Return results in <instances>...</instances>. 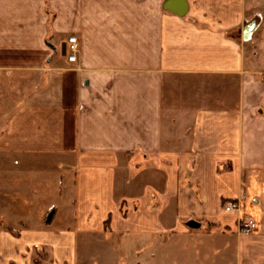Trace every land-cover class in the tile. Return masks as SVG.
Returning a JSON list of instances; mask_svg holds the SVG:
<instances>
[{
    "label": "crops",
    "instance_id": "crops-1",
    "mask_svg": "<svg viewBox=\"0 0 264 264\" xmlns=\"http://www.w3.org/2000/svg\"><path fill=\"white\" fill-rule=\"evenodd\" d=\"M248 4L0 0V259L72 246L64 233L133 199L120 183L130 193L136 176L159 185L193 166L209 209L241 200L235 221L257 223L249 237L233 225L236 264H264V69L244 39Z\"/></svg>",
    "mask_w": 264,
    "mask_h": 264
},
{
    "label": "rangeland",
    "instance_id": "rangeland-1",
    "mask_svg": "<svg viewBox=\"0 0 264 264\" xmlns=\"http://www.w3.org/2000/svg\"><path fill=\"white\" fill-rule=\"evenodd\" d=\"M248 2V12L256 15L250 21L254 25L249 39L250 55L259 54L257 58L262 59L264 69V0ZM253 41L259 47L253 46L257 44ZM226 170L221 168L217 172L222 174ZM191 172L202 171L193 166L167 168L159 185L155 179L136 176V182L128 188L135 191L130 193L121 189L124 183H120L118 196L130 195L133 199H119L114 214L99 216L96 212L87 216L89 228L86 232H73L76 237L71 231L64 233L73 239L72 246L26 247L25 251L21 249L22 259H0V264H236L237 235L231 230L239 224L235 221V214L239 213L224 212L223 206L229 200L222 199L209 209V197L202 199L205 183ZM124 178L120 177L119 181ZM147 184L152 188L145 190L142 185ZM224 186L221 183L220 188H212L209 194L223 190ZM143 195L147 203L142 201ZM237 201L241 210V200ZM8 232L14 237L19 235L17 230ZM255 232L247 234L248 237ZM55 234L63 232L55 231ZM77 236L78 240L74 241Z\"/></svg>",
    "mask_w": 264,
    "mask_h": 264
},
{
    "label": "built area",
    "instance_id": "built-area-1",
    "mask_svg": "<svg viewBox=\"0 0 264 264\" xmlns=\"http://www.w3.org/2000/svg\"><path fill=\"white\" fill-rule=\"evenodd\" d=\"M251 24V23H250ZM249 24V25H250ZM248 27V25L246 26ZM248 31V35L245 39V41H248L253 33L254 30V25H251V27L246 28ZM78 50V45L75 37H69L67 39V46H66V51H67V60L69 62H74L75 61V54L77 53ZM224 212L226 213H232L236 212L239 213L241 212L240 210V204L237 200H229L224 206ZM239 230L243 234H250L253 233L257 230L258 226L255 220L250 219V218H239Z\"/></svg>",
    "mask_w": 264,
    "mask_h": 264
}]
</instances>
